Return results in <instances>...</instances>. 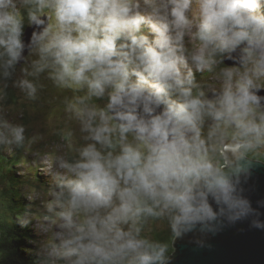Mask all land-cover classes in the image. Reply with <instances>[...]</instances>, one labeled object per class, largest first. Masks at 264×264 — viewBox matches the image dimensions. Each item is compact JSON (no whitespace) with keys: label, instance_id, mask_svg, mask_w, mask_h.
<instances>
[{"label":"clouds","instance_id":"obj_1","mask_svg":"<svg viewBox=\"0 0 264 264\" xmlns=\"http://www.w3.org/2000/svg\"><path fill=\"white\" fill-rule=\"evenodd\" d=\"M9 82L69 93L76 142L36 153L51 187L21 218L48 235L39 264H169L154 224L264 230L242 187L264 157V0H0V149L30 151Z\"/></svg>","mask_w":264,"mask_h":264},{"label":"trees","instance_id":"obj_2","mask_svg":"<svg viewBox=\"0 0 264 264\" xmlns=\"http://www.w3.org/2000/svg\"><path fill=\"white\" fill-rule=\"evenodd\" d=\"M27 27L26 24L25 33ZM21 65H18V68ZM43 93H47L48 96L43 99L40 97L37 101H27L19 93L18 89L11 87L10 83L3 103L6 109L7 107L14 108V106L21 108L22 114L18 116L20 119H14L15 122L23 123L28 128L32 124H38L42 128L40 130L45 133L46 130L43 127H48L50 129L51 126L49 125L50 123L43 121L42 115L37 110V107L48 102L51 103L52 101H56L57 98L61 96V91L54 88H45ZM55 123L56 126L57 123H59L58 128L60 125H66L63 120H59ZM31 133L32 132H27L28 135H31ZM44 145L46 144L40 145L39 148ZM24 152V149H17L11 156L0 153V180L7 182V187L1 189L2 191L0 192V264H39L40 254L39 252H35V249H32L34 248V243L40 246L38 236L33 229V222L25 224L21 219L25 212L33 211L31 207L32 202H29L27 199L28 196L24 193V188L30 185L32 186V183H34L35 180H39V177L37 175L36 179L33 180L26 175L24 180L22 178L19 179L8 169L9 166L13 164L17 166L21 164L24 158ZM260 159L264 160V157H260ZM5 170H7L8 173ZM37 183L48 186V184L46 183L45 185V182L41 179ZM40 190L42 189L40 188ZM34 205L38 206V202L34 201ZM151 235L155 239L167 242L171 257L175 251L174 242L176 238L171 236V232L166 225L163 224L159 227L154 224Z\"/></svg>","mask_w":264,"mask_h":264},{"label":"water","instance_id":"obj_3","mask_svg":"<svg viewBox=\"0 0 264 264\" xmlns=\"http://www.w3.org/2000/svg\"><path fill=\"white\" fill-rule=\"evenodd\" d=\"M32 30L27 27L25 41L30 38ZM232 63L225 61L229 66ZM259 94L264 95V90ZM242 187L244 195L261 213L260 219L264 220V207L258 205V201H264V162H254L251 174L242 182ZM252 219L249 217L234 224L225 222L215 233L195 232L176 238V251L169 264H264V230L251 227Z\"/></svg>","mask_w":264,"mask_h":264},{"label":"rangeland","instance_id":"obj_4","mask_svg":"<svg viewBox=\"0 0 264 264\" xmlns=\"http://www.w3.org/2000/svg\"><path fill=\"white\" fill-rule=\"evenodd\" d=\"M46 88L48 89V88H54V87L51 86L50 83H47ZM64 95H69V93L61 91V96L59 98H57L56 101H52L51 103L48 102V103L43 104L40 107H37V110L42 115L43 121L50 123L49 125L51 127H50V129L48 127H46V128L43 127L46 130L45 133H43L40 130L42 128L38 124H35V125L32 124L29 126V128L27 127L28 132H32L31 135L33 133H37L42 137V139L39 142L33 144L32 149L30 151L24 152L23 161L21 162V164L19 166H17L16 164L15 165L13 164L11 166L8 165L9 166L8 169L10 170V172L19 179L22 178L24 180L25 176L28 175L29 177H31L34 180V179H36V177L38 175L39 180L40 179L43 180V182H45V185H46V183L48 184V186H44V185H41L40 183H37V182H39V180H35V182L32 183V186L30 185V186L24 188V193H26L27 196H28V193L30 190H31V192L35 193V191L40 190V188L41 189H47V188L51 187V177L43 170L41 162H40V158L36 155V153H41V154L47 153V155H48L47 164L49 166H51V164L55 158V152L50 151L51 148H53V146H58V145H61L62 143H67L69 146H72L76 142V137H74L72 134L73 129H74V125L68 124L64 120V108H63V104H62V97ZM46 96H48V94L43 93V92L40 95L41 99H43ZM7 111H8V118L10 120L20 119L18 116L19 115L21 116V114H22L21 108H19L17 106L16 107L14 106V108L13 107L12 108L7 107ZM39 120H40V118H39ZM51 120L55 121V122H57L59 120H63L64 123H66V125H60L58 128L59 123H57V126H56V123L52 122ZM47 128H48V130H47ZM43 144H46V145L39 148V146L43 145ZM14 152H16V150ZM0 153H2L3 155H7V156H11L13 154V153L9 154L7 151H4L3 149L0 150ZM5 171L7 172V170H5ZM33 180H31V181H33ZM5 187H7V182L4 180H0V192L2 191L1 189L5 188ZM27 199L29 200V202H32L31 207L33 208V211H36L38 208H41V200L40 199L34 200V201L38 202V206L34 205V201L30 200L29 196L27 197ZM32 222H33L32 223L33 229L35 230V234L38 236V240H39L40 246H41L42 242L48 238V235L46 233L41 232L38 229L36 221L33 220ZM162 225L163 224H159L158 226L160 227ZM156 226H157V224H156ZM40 246L36 245L34 243L33 244L34 248H32V249H35L34 250L35 252H37V253L39 252V254H41L42 250H41Z\"/></svg>","mask_w":264,"mask_h":264},{"label":"flooded vegetation","instance_id":"obj_5","mask_svg":"<svg viewBox=\"0 0 264 264\" xmlns=\"http://www.w3.org/2000/svg\"><path fill=\"white\" fill-rule=\"evenodd\" d=\"M261 160V162H264V160L263 159H260Z\"/></svg>","mask_w":264,"mask_h":264},{"label":"bare ground","instance_id":"obj_6","mask_svg":"<svg viewBox=\"0 0 264 264\" xmlns=\"http://www.w3.org/2000/svg\"><path fill=\"white\" fill-rule=\"evenodd\" d=\"M32 165V164H31Z\"/></svg>","mask_w":264,"mask_h":264}]
</instances>
